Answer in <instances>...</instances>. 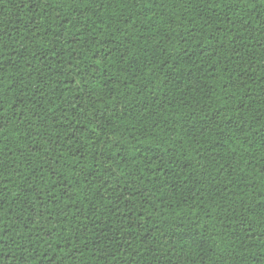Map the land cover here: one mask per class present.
<instances>
[{
	"label": "trees",
	"instance_id": "trees-1",
	"mask_svg": "<svg viewBox=\"0 0 264 264\" xmlns=\"http://www.w3.org/2000/svg\"><path fill=\"white\" fill-rule=\"evenodd\" d=\"M0 264H264V0H0Z\"/></svg>",
	"mask_w": 264,
	"mask_h": 264
}]
</instances>
